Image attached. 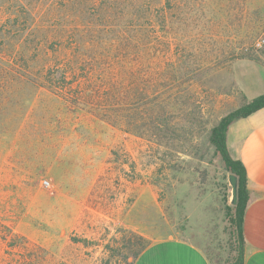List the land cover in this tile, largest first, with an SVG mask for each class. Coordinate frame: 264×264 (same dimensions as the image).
Here are the masks:
<instances>
[{"label":"rangeland","instance_id":"rangeland-1","mask_svg":"<svg viewBox=\"0 0 264 264\" xmlns=\"http://www.w3.org/2000/svg\"><path fill=\"white\" fill-rule=\"evenodd\" d=\"M180 19L172 42L192 69L175 95L186 139L159 146L71 110L46 89L33 96L29 85L4 97L0 264H126L135 260L138 235L149 243L176 235L213 264H239L230 172L207 133L246 102L233 63L245 56L264 63V46H255L264 37V0H185ZM10 231L20 235L17 249L3 240Z\"/></svg>","mask_w":264,"mask_h":264},{"label":"trees","instance_id":"trees-1","mask_svg":"<svg viewBox=\"0 0 264 264\" xmlns=\"http://www.w3.org/2000/svg\"><path fill=\"white\" fill-rule=\"evenodd\" d=\"M43 1L0 0V109L10 106L4 97L23 84L34 88L33 96L46 89L71 110L86 111L159 146L186 139L185 113L175 95L192 69L181 45L172 42L181 36L173 19L181 21L185 0H47L45 15ZM204 1L195 0L197 5ZM153 42L161 47L163 60L155 56ZM262 108L264 94L222 116L207 133L215 153L238 176V203L228 209L236 215L239 264L244 262L248 175L244 162L229 150L228 131L232 123ZM137 238L135 259L149 244L143 235ZM18 239L13 231L3 237L14 249L22 246Z\"/></svg>","mask_w":264,"mask_h":264},{"label":"crops","instance_id":"crops-1","mask_svg":"<svg viewBox=\"0 0 264 264\" xmlns=\"http://www.w3.org/2000/svg\"><path fill=\"white\" fill-rule=\"evenodd\" d=\"M232 68L246 101L264 94V63L241 58ZM242 70L247 72L239 74ZM228 147L235 158L244 162L248 175L249 198L242 222L243 264H264V108L230 125ZM134 264L213 263L198 244L172 235L152 240Z\"/></svg>","mask_w":264,"mask_h":264},{"label":"water","instance_id":"water-1","mask_svg":"<svg viewBox=\"0 0 264 264\" xmlns=\"http://www.w3.org/2000/svg\"><path fill=\"white\" fill-rule=\"evenodd\" d=\"M229 183L232 188V197H231V204L236 205L238 203V190H239V181L238 176L234 173H230L228 176Z\"/></svg>","mask_w":264,"mask_h":264},{"label":"built area","instance_id":"built-area-1","mask_svg":"<svg viewBox=\"0 0 264 264\" xmlns=\"http://www.w3.org/2000/svg\"><path fill=\"white\" fill-rule=\"evenodd\" d=\"M256 48H261L264 46V37L259 38L255 43Z\"/></svg>","mask_w":264,"mask_h":264}]
</instances>
